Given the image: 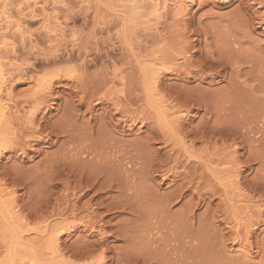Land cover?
<instances>
[{
    "label": "bare ground",
    "instance_id": "obj_1",
    "mask_svg": "<svg viewBox=\"0 0 264 264\" xmlns=\"http://www.w3.org/2000/svg\"><path fill=\"white\" fill-rule=\"evenodd\" d=\"M153 1L156 7L158 2H155L156 0ZM230 1L232 0H225L224 2ZM189 2L192 3V0H176V3H178L179 7L176 9V11L174 12L175 14L173 15H175L176 17L184 18L182 16L186 15L185 10L187 8V3ZM133 3H135L134 0ZM151 14L153 13H150V15ZM237 18H239V16ZM192 20L193 19L189 18L187 21L188 24L185 23L184 19L175 20V23L173 24L179 23V25L177 24L173 27L174 29L172 31V34L175 33V38L170 36L168 39H176V41L170 39L171 41L173 40L172 44H174L175 42L176 44H174L175 46H171L172 44L170 40H167L165 42L166 44L170 41L169 44H171H167V48L164 46L166 48L165 50L167 54H165V59L162 58L155 62L154 59L151 58L153 60H150L153 63L151 62L150 64H148L147 60H145V62H142L143 60L138 61L140 58H137L138 73L135 72L136 69H134L133 73L135 72L137 74L136 75L134 73L135 77L138 76V79H134L140 81L138 82L139 84H136V86H140L144 91V94L142 93L144 96L143 100H145L144 103L146 102L147 106H145L149 107V114H152L154 118L156 117V121L159 120V118L162 119L160 120L161 125H158L159 127L151 128L152 126H154L152 124V126L150 127L151 130L149 136L145 137L142 142L137 141L133 145L130 144L131 147L133 146L134 148L130 151L134 150L135 153L132 157V160H134L135 158L136 160L142 162L147 161L150 169L153 170L154 168L156 172H160L162 166L166 164L167 161L173 162L175 158L172 157V154L167 155L166 157L164 156L165 158L161 156L163 157L161 158L158 157L159 155H157L154 151L151 153H149L150 151H145L149 149L153 142L163 140L167 134L176 135L177 137H180V140H178V142L181 141V145L183 147L187 146L186 144L189 142V145L187 146V148H185L183 154H186V152L187 154L189 152L195 154V149L194 153L192 152V145L195 144V142L207 144L209 145V147L207 148H212V152L209 150L211 152H209L210 155H205L206 157H203V159L202 157H198L196 159L198 160L197 163L199 162L200 164H204V172H200V170H197L202 168H194V170H192V173L189 170L191 174H186V172L183 174L175 173L171 171L172 168H170L171 170L169 169L171 171L170 173L167 171L168 169L165 173L162 171L163 173L161 172L162 174H160V177H162L161 182L167 180L168 177L172 174H175V176H173L171 182L175 183L176 177L179 178L181 182L175 185L176 188L173 189V191L170 190L167 193L165 192L166 194L164 195L158 194V188L153 182L152 183L156 188L153 187L152 184L150 185L149 183H146V181H148L147 179L151 181L154 180L150 175L147 177L143 173V177L137 178V176L142 173L139 172V174L137 175L134 171L132 177L131 175L128 176L129 174L126 177L125 174L130 172V168L128 169V167L126 166H128L130 162H126L128 161V158L126 159L125 156H115L116 160H114V164L112 163L113 165L109 161H107V158H105V160L100 152L101 150H103L105 153L106 151H108L109 146L107 145V143L109 140L110 142L111 140H113L112 137L115 138V133L119 136L120 134H124L126 132V129L128 132H133L135 134L137 133L136 130L140 128L139 126L137 127V129H135L136 124H140L142 122L143 126H145L146 123L144 121H146V118L142 115V110L140 112L137 111L136 108L135 110L130 109L129 105H125L126 103H120V100H118L119 97L116 98L117 96H115V98L113 97V99L112 97H110V94L108 96L109 99H106L107 97L105 98L104 95L99 94L105 87L106 82V79L102 75H99L100 77L96 75L97 77H95L96 79L91 82L90 88L85 89L78 87L80 97L77 106L68 107L63 110V120L61 118L62 121L60 123H57L56 125L54 124L55 126L51 127V131L53 132L50 131L48 135L45 134L44 136H42L43 128H41L40 122L42 120L46 122L49 117L51 118V116L47 117V115H50L48 113H51L50 111L52 107L49 106V104L45 105V95L47 91L52 92L51 94L54 96L52 99L53 102L61 99V96L53 94L54 87L52 86V79H55L57 81L67 79V81L71 82L72 87L77 89V86L74 84L77 83V81H82L84 78L83 75L68 77L64 75H53L54 77H52V79L51 77L47 78L46 80H44L43 85L40 86H43L41 89L42 92L39 93L40 98H37L38 100H36V102L38 101V103L37 105H35L34 110L32 109V112L28 114L30 117V121H26L29 124V128L27 126L26 129H29L28 131H30L31 136L33 135L31 139L33 140V143L35 145H38L39 142L45 140L44 142L47 143L48 146H52L55 143L50 139L51 136H54V132L56 131L59 134H66L69 137L71 146L67 149L66 153L63 154V156L60 155L61 157H59V155L56 154L58 158L56 156L55 159L53 157V160L51 158L50 162L47 163L46 168L44 167L46 170L44 168L41 169L42 171L43 169L45 170L43 172L44 176L46 177L43 176V172L41 173V176H43L42 179L47 178V185L45 189H47V192H49V194L47 195L46 192L45 194L47 197H41L43 200H41L40 197L39 199L37 198V207H35L37 205L36 203L30 204L32 207H25L27 212L25 217H22V213L21 215L19 214V212L17 214V211H20L24 207L18 206L20 204H17L18 200L15 196L14 191L9 194L10 197L7 201L9 205L6 206L7 210H5V212H7V215L0 216V242L2 241L1 243H5V240H7L13 246L18 245V248L14 251H8L9 253L5 254L3 257H0V264H33V257L36 251L35 253H33V250H31V244L34 242V240H32L31 243L26 240L23 241L24 235H29L32 233L41 238L43 236V239L46 240L45 242H49L48 245L50 247H48L50 248L49 251H51V254L54 253L53 256L60 257L62 256L61 252L66 247L60 242L62 236L66 235L67 237H70L75 232H78L79 229L86 233V235L82 236V238L80 237L77 244L71 247L68 251L75 260H85L87 261L85 262L86 264H248L246 261H244V259L248 255V252L246 256H241V258L238 257L239 255H237V259L235 260L228 259L224 255V257L222 256V251L220 249L224 247L223 244L227 239L226 236L228 235H225L226 232L225 230L223 231L224 228L221 229L214 223L215 214L217 213V210H215V208L214 211L213 209H209L213 212H209L211 214L207 213L205 217H201L198 220L197 230H193V232L192 222L194 221L195 217L194 213L190 208H182V211H180V216L174 220L171 219L173 221L172 223H168L169 225H172L173 228L172 226H170L171 231L169 229L167 230L168 232H171V234H168V239L161 238L165 241L159 240L158 242V239L150 236L153 239L149 238L144 242H137V244H142L143 246L140 247L139 245L138 249H134L133 247H130V245L132 246V240L130 244H127V247L128 245L130 247L129 249L126 248L127 250L124 249L123 251L120 249L122 253L119 255L115 254L114 257L107 256V253H112L113 251L112 248L108 246V239L114 238V240H117L123 238L124 241H126V233L128 232L126 225L125 228L124 226L120 229H115L116 226L113 228L114 224L112 223V225L111 221L115 216L110 217L111 214L116 213L118 214V216L127 214L139 220L143 217L149 219V221L151 218L157 219V216L167 214L169 205H171L170 203H172L171 201H175L176 198H183L187 192H190L191 187L195 184L196 187H193L196 188V195H194L197 196L196 199H198L199 202H204L206 199H210L215 197V195H218L219 200H221L219 197H222L223 202L228 201L226 203L230 202L229 204L231 205L232 200L238 199L239 202H241L240 206L243 203L242 207L248 210L246 214L248 215V219H246L245 224L243 223L244 225L242 226V228L240 227L242 229V233H240L239 228L238 231H235L237 232L236 235L232 234V237L235 236L234 238H232L234 239L233 241H235V244L237 242V245H240L242 248H249V250H251L253 244L250 240H253L252 238L257 227H264V138H262V136L264 137V128L262 127L264 125V45L251 40V33L247 32L244 28L237 29L235 28V26L227 31V33L232 35L240 32V34L242 35V38L240 39H244L243 41H245V43L251 45L250 47H252L249 52L244 50L239 51L240 42L237 43L235 40L223 39L222 41H218L216 43L208 42L209 40L207 41L206 39L209 36V31H207L205 23L199 20L197 22V26L193 28L194 24ZM234 20H236V18ZM236 21L240 22L241 20ZM258 24L259 26H263L264 20H260ZM147 29L149 30L150 28ZM151 31L152 32H150L149 30L150 34H144L145 37H147L146 43L151 41L153 45L155 43V45H158L156 42V40L158 39L163 42L160 39V32H158L156 28L154 31ZM188 32H190L191 35H194L192 40H186V35ZM203 37L204 39H202ZM202 40H204L203 46L201 45ZM153 41H155V43H153ZM228 41H232L231 44H228ZM243 41L240 43V45L243 43ZM170 50L171 52H173V54L170 52ZM156 52L159 51L156 50ZM169 52L171 54H169ZM110 54L108 52L103 53L104 58H102V55H100L99 60L105 61V59H107L106 61H108L113 67H115L116 64L123 63L125 59L124 54L126 53H116V48L114 46H111ZM145 63H147L148 66L145 65ZM134 68H136V65ZM134 74H132L131 76L134 77ZM168 76L175 78L178 81H183V84L168 83L167 80L170 78ZM125 77L127 78V76ZM191 83L195 84L191 85ZM135 88L134 90H136ZM9 94L10 93H8V95ZM8 95L6 94V96ZM91 98L96 99V105L99 104L100 106H104L107 100L111 102V105L109 106V108L108 106L102 108L101 113L95 114L94 107L91 106L92 104L90 105ZM137 100H141L140 93L139 97L136 93L132 94V97L129 98V104ZM3 109L4 108L0 106V121L2 119V121H4L3 123H5V125L7 126L10 123L6 124L8 121L5 120L7 118H4ZM82 109H84L83 112H88L90 115L88 116L89 118H87L86 122L82 124L85 125L88 132L92 133L90 134V138L85 136L84 140H86L87 143H84V140L81 142L78 140L80 138L79 135L81 136L80 139H82L81 134L85 133L81 131V134H79L83 126L81 125V129H79V125H75L77 123L75 122V119L78 114H84L81 111ZM200 111H203V115L200 116L197 124L195 126H192L194 119L198 116V113ZM40 113L42 114L41 118L36 122L35 119ZM117 115L120 116L118 117ZM146 115L148 116L147 113ZM97 121L102 122L105 126H98L97 128H95V124ZM162 123L166 129L163 127ZM140 129H142V127ZM140 129L138 130V133ZM56 132L55 135H57ZM45 137L47 138L45 139ZM187 138H189V141L186 140ZM184 139L185 141H187V143L184 141ZM78 142H80V144ZM119 143L120 141L118 142V144ZM105 145H107L108 147H106ZM139 145L142 146L141 149L139 148ZM104 147L107 148L106 151V148ZM142 149H144L143 151L145 153L141 152ZM123 151L124 150H122L121 153ZM116 152L114 150L112 152L113 155ZM1 156L2 152L0 151V158ZM129 160L132 163L131 158ZM118 162L119 165L116 166ZM254 165H257V167L255 166L254 168ZM200 167H202V165H200ZM253 171L255 172L254 177L247 178L245 173H252ZM45 173L47 175H45ZM35 175L37 176V174ZM20 176L16 178L20 179ZM127 178L130 179V181L127 180ZM131 178L137 181V186H135V182V185L133 184ZM140 182H142L143 184L141 185ZM200 185H203V187L200 188ZM57 186H60L62 190L60 194H57L55 192V195H57V197L53 199L56 202L52 205L50 203L51 197L55 195L51 193V189L56 188ZM44 191L45 190H43V193ZM74 191H76L75 194L73 193ZM112 191H116L117 194H115L114 196L108 195V193ZM129 191L131 192L128 193ZM201 191L202 193H200ZM36 193L39 194L38 191ZM89 194L90 196L88 197V199L82 202V199ZM187 196L189 198L192 197V193ZM44 198H46L47 202H49L53 206V210L62 207V202V205H64V211H66L68 214V218H70L71 220H77L78 218L79 221L73 223L69 221L70 219L68 221H64V219H66L64 218L63 222L61 220V222L57 223L56 225L52 224L48 226L47 224L46 226L43 225V227L31 228L27 217L34 216L36 218V216H38V212L41 211L40 206H42L39 200H41L43 203V201L45 200ZM233 203L236 204L237 202ZM249 203L250 206L248 205ZM33 205L35 206L33 207ZM49 205L45 201V206L50 208L51 205ZM190 206L192 205L190 204ZM243 208H241V210ZM244 209L243 211H245ZM1 210L4 211L3 209ZM59 213L60 212L55 215H60ZM223 217L225 219V215ZM218 218L219 217H217L216 220H219ZM137 219L135 220L137 221ZM224 219L221 218V220ZM247 222L248 224H246ZM146 225L149 226V223ZM226 225L223 227L229 228ZM241 225L242 224H240V226ZM130 226L132 225L130 224ZM165 226H167V224H165ZM132 228L134 227L132 226ZM230 228L232 227L230 226ZM128 230H130V228ZM137 231L138 230H136V232ZM141 231L143 230L141 229ZM134 233H129V236L133 235ZM230 235L231 234H229V236ZM38 237L34 239L37 240ZM92 237H95V239L90 240V238L92 239ZM134 237L132 236V238H130L133 239ZM41 238L38 239L39 242ZM130 238L128 237V243L130 242ZM138 238L136 237V239ZM165 242H167L168 244H165ZM174 243H176V245ZM137 244H135L134 246L136 247ZM219 250L221 252H219ZM177 251L179 253L175 254L177 253ZM209 251H214L216 254L214 253L215 255L211 257L208 255ZM95 252L96 254L98 253L97 256H93L96 255ZM245 253L246 252H244V254ZM249 261V263L251 264L252 260L250 259ZM34 263H36V261H34Z\"/></svg>",
    "mask_w": 264,
    "mask_h": 264
},
{
    "label": "rangeland",
    "instance_id": "obj_2",
    "mask_svg": "<svg viewBox=\"0 0 264 264\" xmlns=\"http://www.w3.org/2000/svg\"><path fill=\"white\" fill-rule=\"evenodd\" d=\"M224 1L225 0H192V3L191 2L187 3V8L185 10L186 15L182 16L184 18H180V17H176L175 15H173L175 14L174 12L176 11V9L179 7L178 3H176V0H156L155 2H158L156 7H155L153 0H145V1L144 0H134L135 3H133V0H0V76H1L0 77V102H1L0 106L4 108L3 109L4 118H7L5 120L8 121L6 124L10 123L6 126L5 123H3L4 121H2V119L0 121V125H1L0 126V151L2 152V156L0 158V216L7 215L6 214L7 212H5V210H7L6 206L9 205L7 201L10 197L9 194L12 191H14L15 196L18 200L17 204H20L18 206L24 207L20 211H17V214L18 212L20 215L22 213V217L23 216L25 217V215L27 214L25 207H28V206L32 207L30 205L32 203L37 204L39 197L41 200H43L41 198L42 196L47 197L46 194L47 195L49 194V192H47V189H45L47 185V180H46L47 178H43L45 180L44 182V180L42 179V177L44 176L43 171L46 170L45 169L46 165L47 163L50 162L51 158L53 160V157L55 159V156L58 158L57 155H59V157H61L60 155L63 156V154H65L67 149L71 146L69 137L64 133L59 134L56 131L55 132L57 133V135H55V132H54V136H51L50 134L51 136L50 140H52L55 144H53L52 146H48V144L44 142L45 140H43L39 142L38 145H35L33 143V140L31 139L33 135L31 136L30 131H28L29 129H26L27 126L29 128V124L26 121H30V117L28 114L32 112V109L34 110L35 105H37L38 103V101L36 102V100L40 98L39 93L42 92L41 89L43 86L42 87L40 86L43 85L44 80H46L47 78L51 77L52 79V77H54L53 75H64L67 77L83 75L84 78L82 81H77V83L74 84L77 86V89L73 88L71 85V82L67 81V79L61 80V81L52 79V86L54 87L53 94L54 95L57 94L61 96V99L53 102L52 99L54 96L51 94L52 92L47 91L45 95V99H46L45 105L49 104V106H51L52 109L50 111L51 113H48L50 115H47V117L51 116V118L49 117V119H47L46 122H44L43 120L42 121L40 120L41 128H43L42 136H44L45 134L48 135V133H50L51 131V127L52 126L54 127L57 123H60L63 120L62 118L63 110H65L68 107L77 106L78 100L80 97V92L78 90V87L88 89L91 86V82L94 81V79H96L95 77L102 75L106 79V82H105V87L99 94L104 95L105 98L107 97L106 99H109L108 96L110 94H111L110 97L112 98L113 97L115 98V96H117L116 98L119 97L118 98V100H120L119 102L124 103V104L126 103L125 105L126 106L129 105L130 109L135 110L136 108V110L140 112L142 110L141 113L146 118L145 120L147 121V122L144 121L146 123L145 126H143L142 122L141 123L139 122L141 125L138 123H137L138 125L136 124L135 129H137V127L139 126L140 128L142 127V129L139 128L140 129L139 133H138L139 129L136 130L137 133L135 134L133 132H128L126 129L125 131L127 133L125 132L124 134H120L121 136L120 135L118 136V134L116 135L115 133L114 135L115 138L112 137L113 140H111V142L109 140L107 143V145L110 148L111 147L113 148L110 149L107 145H105L106 147H108V151H106L107 148L104 147L106 148L105 149L106 153L103 150H101L100 152L101 155H103L102 157L104 159L107 158V161H109L111 164L112 163L114 164V160H116L115 156L116 157L119 155L120 157L125 156L126 159L128 158V161L126 162H130L129 165L126 166L128 167V169L130 168L129 169L130 172L126 173L125 176L127 177V175L129 174L128 176L131 175L132 177L133 176L132 174L134 173V171H135V174L137 175L139 174V172L142 173V174H139L137 178L143 177V173L147 177L150 175L153 177L154 180L151 181L147 179L149 182L146 181V183H149L150 185L152 184L153 187L157 186L158 194H164V195L170 190L173 191V189L176 188L175 185L181 182H180V179L177 177H176L177 179L175 178V183L171 182V179H173V176H175V174L170 175L167 180H165L164 182L163 181L161 182L162 177H160V174H162L163 172L165 173L168 171L170 173L172 171V172L179 173V174H183L185 172L186 174H191L194 168H202V169H197V170L198 171L200 170V172H204L205 170L203 169L205 168L204 164L203 163L200 164L199 162L198 164L197 163L198 160L196 159L198 157H202L203 159V157L204 158L206 157L205 155H210V153L212 152L211 151L212 148L211 147L207 148L209 147V145L207 144L195 142V144L192 145L194 147V148L192 147V150H193L192 152L194 153V149H195V154H192L191 152H189L188 154L187 152L186 154H183L184 153L183 151L189 145V142L187 143V141H189L188 140L189 138L186 139L187 141H185L184 139V141L187 144L185 142L184 143L187 146L184 145L185 147H183L181 145L182 144L181 141L178 142V140H180V137H177L176 135H171V134H167L166 137L163 139L164 141L159 140V141L153 142L154 144L152 143L149 149L145 151V152L150 151L149 153L154 151L157 155H159L158 157H161V156L166 157L167 155L172 154V157L175 158L173 162L167 161V163L162 166L160 172H156L154 168L153 170L150 169L149 164L146 160H145L146 162L136 160L135 158L134 160H132V157L135 153H134V150L130 151L134 149L133 146L131 147L130 144L133 145L137 141L142 142V140H144L145 137L149 136V133L151 130L150 127L152 126V124L154 126H152L151 128L159 127L158 125H161L160 120L162 119V118H159V120L156 121L155 119L156 117L154 118L152 114H149L150 113L149 107H146L147 106L146 102L144 103L145 100H143L144 91L141 89L140 86L138 85H137L138 87L136 86V84H139L138 82L140 80L138 81L135 80L136 78L138 79V76L135 77V74L138 73L137 72L138 71L137 70L138 69L137 60L139 58L140 59L138 61L143 60L142 62H145V60H147L148 64H150L152 62L151 60L153 59L155 62L162 58L165 59L164 57H166L167 55L166 50H165L167 48L166 46L167 44L170 43L171 41L170 39L175 38L174 37L175 33L173 32L174 34H172V31L174 29L173 27L177 24L179 25V23L173 24L175 23L176 19H184L185 23H187L189 18L193 19L192 20L194 24L193 28L197 26V22L199 20L203 21V23H205L206 25L207 31H209V36L206 39L207 41L209 40L208 42L216 43L218 41H222L223 39L224 40L230 39V40H235L237 43L239 42L241 43L244 39H240L242 38V35L240 34V32L236 34H232V35L227 33V31H229L232 27L235 26V28L237 29L244 28L247 32L251 33L250 34L251 40L264 45V25L259 26L258 24L260 20L262 19L264 20V0H232L230 2H224ZM150 13H153V14L150 15ZM238 16L239 18H237ZM235 18L236 20H239V21L241 20V21L237 22L236 20H234ZM232 21H235L236 23ZM242 21H245V22H242ZM147 28H150L149 29L150 32H152L151 30L154 31L156 28L157 31L160 32L159 34L160 39L163 42H161L158 39L156 40L158 45H155L156 44L155 41H153V43H155L154 45L152 44L151 41L146 43L147 37H145V35L150 34ZM170 36L173 38L168 39ZM193 37L194 35H191V33L188 32L186 35V40H189V39L192 40ZM202 39H204V37ZM167 40H170V41L165 44ZM158 41H160L161 43ZM172 41H171V44H172ZM174 41H176V39ZM203 41L204 40H202L201 42L202 46H203ZM231 42L232 41H228V44H231ZM240 43H239V46H240L239 51L244 50V51L249 52V50L252 48L250 47L251 45L245 43V41H243L241 45ZM174 44H176V42ZM174 44H172L171 46H175ZM111 46H114L116 48V53H126L124 54L125 59L123 63L122 64L118 63L116 64L115 67H113L108 61H106L107 59H105V61L99 60L100 55H102L101 57L104 58L103 53L108 52L110 54ZM156 50L159 52H156ZM153 51L155 54L153 53ZM170 52L169 54L171 53L173 54V52L171 53ZM147 63H145V65L148 66ZM135 65H136V68H134ZM134 69H136L135 71L136 73L134 72L135 74L133 73ZM132 74H134V77L131 76ZM125 76H127V78ZM167 81L168 83H173V84L174 83L183 84L182 83L183 81H178L172 77H170ZM194 84L195 83H191V85H194ZM134 86L137 88H135ZM134 88L136 90H134ZM8 93L10 94L8 95ZM135 93L137 94L138 97L140 93L141 100L140 101L137 100L129 104V98H131L132 94H135ZM6 94L8 96H6ZM95 101H96L95 98L90 99V105L92 104L91 106L94 107L95 114L101 113L102 108L106 106H108L109 108V106L111 105V102L108 100L106 101L104 106L102 105L100 106L99 104L96 105ZM81 111L83 112L84 109H82ZM41 113L37 115L35 119L36 122L39 121V119L41 118V115L43 114ZM83 113L84 114L82 115L81 113L78 114V116L75 119V122H77L75 125L76 126L79 125L78 127L79 129H81L80 128L81 125L84 124L87 118H89L88 116H90L88 112H83ZM146 113L148 114V116L146 115ZM202 115H203V111H200L198 113V116L194 119L192 126H195L197 124V121L200 119V116ZM101 123L102 122L97 121L95 124L96 126L95 128H97L98 126H105L103 123L101 125ZM82 126L84 129L82 128L79 134H81V131L85 133L81 134L82 139H80L81 136L78 134L80 138L78 137L79 139L78 138L77 139L80 142L84 140L85 136L90 138V134H92L91 132H88L85 125H82ZM262 127L264 128V125ZM117 136L119 139L117 138ZM47 137H45V139ZM116 138L118 141L116 140ZM262 138L264 137L262 136ZM11 140H13L14 143ZM85 141L86 140H84V143H87V141L86 142ZM119 141L120 143L118 144ZM125 141L128 144H126ZM80 142L78 143L80 144ZM126 146L129 148H127ZM139 146H140L139 148L141 149L142 146L141 145ZM14 148L15 149L17 148V149L15 150ZM113 149L115 150V152L117 151L116 153H114V155L112 153L114 151ZM120 149L124 151L121 153L122 150ZM143 150L144 149L140 151L144 152ZM110 156H111V159H110ZM130 158L132 160V163L129 160ZM123 162H120V163H123ZM134 163H137V164H134ZM117 165H119V162L116 164V166ZM200 165H202V167H200ZM255 166L257 167V165H254V168ZM42 168H44L45 170L43 169L42 171L41 170ZM170 168H172V170ZM31 169H35V170H31ZM189 170L191 171V173ZM15 172H18V173H15ZM33 172H34V175H33ZM42 172H43V176H41ZM254 173H255L254 171L252 173L247 172V174L245 173V175L247 176V178L248 177L253 178L255 175ZM35 174H37V176ZM18 175L19 176L21 175L20 179L16 178V177H19ZM45 175L47 174L45 173ZM23 176L25 177V179ZM3 179L5 182L3 181ZM127 180L130 181V179L128 178ZM131 181L133 182L134 185L136 183L135 186H137L136 180L132 179ZM142 182H140L141 185L143 184ZM152 182L155 184V186ZM193 186L196 187V184ZM193 186L191 187L190 192H187L183 198H180V199L174 198L175 201L174 200L171 201L172 203H170L171 205H169V208L167 211L168 215L166 214L167 215L166 216L164 214L165 217L164 215L162 216L160 215L161 218L160 216H157V219L151 218L152 220L150 219L149 221V219L145 217L139 220L127 214H126L127 216L124 214L119 215V216L116 213L111 214L110 217L115 216L111 221V224L112 223L114 224V225L112 224L113 228L116 226L115 229L116 228L120 229L123 226L124 228L127 226L128 232L126 233L127 234L126 239L128 240V237L132 238V236L133 237L135 236V237L133 239L130 238L129 243L127 242V240L124 241L123 238L117 239V240H114V238H109L107 241L108 246H110L113 251L112 253H107V256L114 257L115 254L116 255L121 254L122 253L121 250L122 251L124 249L127 250L126 248L129 249L130 247H133L134 249H138V246L140 244H137V242L138 243L142 241L144 242L146 241V239L148 240L149 238H152L150 236H153V238L158 239L157 240L158 242L159 240H162V239H168V234H171V232H168L167 230L169 229L171 231L170 226H172V225H169L168 223H172L173 222L172 220L180 216V213H181L180 211H182V208L183 209L185 207L190 208L192 212L194 213L195 217H194V221L192 222L193 224L192 232L193 230L194 231L197 230L198 220L201 217L202 218L205 217L207 213L212 211L209 209H213L214 211V208H215V210H217L216 214H217V217H219L218 218L219 220H216L217 217L215 214L214 223L216 224V226L218 225V227H220L221 229L224 228L223 231L225 230L226 232L225 235H228L226 236L227 238L226 241H229V242L225 241L223 244L224 247L220 249L222 251L221 253L222 256L224 255L228 259L235 260L237 259V255H239L238 257L241 258V256L242 257L244 255L246 256L248 252V255L244 259V261L250 264L249 260L251 259L252 260L251 264H258V263L264 264V249H263L264 248V242H263L264 241L263 240L264 227L263 226L257 227L255 234L252 238L253 240H250L253 244L252 249L250 248L251 250H249V248L248 249L242 248L240 245H237L238 244L237 242L235 244V241H233L234 239H232L235 237V236L232 237V234L236 235L237 232L235 231H238L240 227L242 228V226L246 222V219H248L247 217L248 215H246L248 210L242 207L243 203L240 206L241 202H239V200L236 199L232 201L237 202V203L235 204L231 201L232 203L231 205L229 204L230 202L226 203L228 201L223 202L222 197H219L221 199L219 200L218 195H215V197L210 198L211 200L206 199L204 202L203 201L199 202V200L196 199L197 196H195L196 188ZM202 187L203 185H200V188ZM43 190H45L44 193H43ZM61 190H62L61 187L57 186L56 188L51 189V193H53L54 195L56 193L60 194ZM35 191L36 192L38 191L39 194H37ZM130 192L131 191H129L128 193ZM73 193L75 194L76 191H74ZM190 193H192V197L189 198L187 195H189ZM200 193H202V191ZM90 194L85 196L82 199V202L84 200H87ZM115 194H117L116 191H112L108 193V195H112V196H114ZM55 197H57V195L51 197L50 203L52 205L53 203L56 202L53 199ZM44 199H45L43 201L44 204L42 203L41 200H39L42 206H40L41 204L39 205L41 211L39 210L40 212H38V216H36V218L34 216L27 217L31 228L32 227L33 228L43 227V225L46 226L47 224L48 226L52 224L56 225L57 223H60L61 220L63 222L64 218H66L64 219V221L65 220L68 221L70 219L67 216L68 215L67 212L64 211V208H63L64 205H62V202H61L62 207H60L59 209L53 210V206L49 202H47L46 198ZM45 201L48 205L50 204L52 206V210H51L50 205H49L50 208L46 207L47 205L45 206ZM57 202H60V201H57ZM190 204L192 206H190ZM35 205H33V207ZM248 205L250 206V203ZM37 206L38 204L35 207ZM219 206L221 209L219 208ZM241 208H243L245 211H243V209L241 210ZM1 209H3L4 211H2ZM58 212H60L59 213L60 215H55V214H58ZM224 215H225V219L223 217ZM134 218L137 219V221ZM221 218L224 220H221ZM75 220L70 219L69 221L73 223H76L77 221H79L78 218L76 221ZM148 223H149V226L146 225ZM130 224L134 228H132ZM165 224H167V226H165ZM240 224L242 225L240 226ZM246 224H248V222ZM0 225H1V221H0ZM225 225L228 226L229 228L223 227ZM229 225L232 228L234 227L233 228L234 231L232 228H230ZM129 228L130 230H128ZM143 228L145 229V231ZM241 228L239 230L240 233H242ZM141 229L143 231H141ZM136 230L138 231L136 232ZM131 232L133 233L135 232V233L129 236L130 235L129 233ZM229 234L231 235L229 236ZM84 235H86V233H84L81 229H79L78 232H75L70 237H67L66 235L62 236V238L60 239V242L64 244V246L66 247L61 252L62 256L60 257L53 256L54 253L51 254V251H49L50 249L49 248L50 246L48 245L49 242L48 241L45 242L46 240L43 239V236L41 238L35 235L34 233L29 234V235L27 234L23 236V241L26 240L31 243L32 240H34V242L31 244L32 245L31 250H33V253H35L36 251L33 257L34 258L33 264H38V263L39 264H68V263L69 264L71 263L72 264H84L87 261L75 260L74 257L68 251L71 247L76 245L80 237L82 238V236ZM36 236L38 237V239L41 238L40 242L38 241V239L37 240L34 239V238H37ZM136 237L137 238L139 237V238L136 239ZM0 239H1V236H0ZM94 239L95 237H92V239L90 238V240H94ZM132 240L133 242L131 243ZM162 241H165V240H162ZM1 242H0V257H3L5 254L9 253L8 251H14L15 249L18 248V245L13 246L7 240H5V243H1ZM255 242H256V245H255ZM130 243L132 244V246L130 245L129 247L128 245L127 247V244H130ZM34 244L35 245L37 244V245L35 246ZM135 244H137L136 247L134 246ZM165 244H168V243L165 242ZM174 244L176 245V243ZM141 246L143 245L141 244L140 247ZM220 250L219 252H221ZM246 250H249V251H246ZM178 251L175 254H178L179 253ZM242 251L246 253L244 254V252ZM214 253H215L214 251H209L208 255L212 257L216 254ZM97 254L93 256H97ZM34 261H36V263H34ZM151 264H155V263H151Z\"/></svg>",
    "mask_w": 264,
    "mask_h": 264
}]
</instances>
